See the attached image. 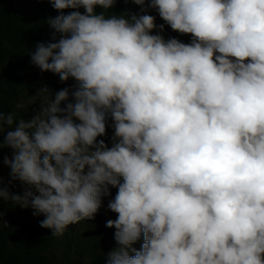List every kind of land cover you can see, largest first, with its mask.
Masks as SVG:
<instances>
[{
  "label": "clouds",
  "instance_id": "1",
  "mask_svg": "<svg viewBox=\"0 0 264 264\" xmlns=\"http://www.w3.org/2000/svg\"><path fill=\"white\" fill-rule=\"evenodd\" d=\"M39 2L60 15L31 63L76 87L71 102L39 89L27 121L0 107L2 164L25 186L0 176V205L31 208L52 236L103 221L107 264H264V0H124L140 14L119 16L118 0ZM149 9L191 42L151 34Z\"/></svg>",
  "mask_w": 264,
  "mask_h": 264
},
{
  "label": "trees",
  "instance_id": "2",
  "mask_svg": "<svg viewBox=\"0 0 264 264\" xmlns=\"http://www.w3.org/2000/svg\"><path fill=\"white\" fill-rule=\"evenodd\" d=\"M71 11L65 10L63 14ZM79 11L84 12L82 8ZM101 11L99 7L96 8L97 14ZM125 12L140 14V8L131 2L118 0L108 10L109 15L117 16ZM146 14L155 17L157 27L151 34L162 35L165 40L176 38L183 43L191 42L190 34L174 32L157 11L149 9ZM57 15L60 13L47 2L0 0V107L5 114L15 113L17 120L31 119L40 110V104L46 102V96L37 95L41 88L46 87L53 99L57 92L67 88L71 102V91L75 89L76 81L70 78L67 82H61L57 75L41 72L31 63L29 55L35 51L37 44L56 42L52 38L53 30L46 21ZM160 25L164 26L163 32L159 31ZM59 38L57 34L56 39ZM112 124L109 117L106 134L97 138L98 141L104 140L109 148L113 146ZM11 156L12 150L4 148L2 157ZM2 157L0 176L3 177V187L12 194L22 195L25 186L20 181H11L10 169L2 164ZM116 192L117 189L113 188L111 195L103 198L104 206L114 199ZM0 211L4 220L0 225V264H107V254L118 246L114 239L116 229L106 227L103 221L97 225L71 224L62 236H52L51 230L40 227L44 216H34L31 208L22 209L5 201L0 205Z\"/></svg>",
  "mask_w": 264,
  "mask_h": 264
}]
</instances>
